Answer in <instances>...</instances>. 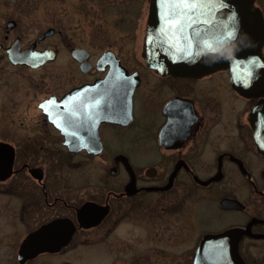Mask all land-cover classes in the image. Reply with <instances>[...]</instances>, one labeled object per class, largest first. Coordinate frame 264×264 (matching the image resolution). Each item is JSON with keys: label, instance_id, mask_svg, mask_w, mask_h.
<instances>
[{"label": "flooded vegetation", "instance_id": "1", "mask_svg": "<svg viewBox=\"0 0 264 264\" xmlns=\"http://www.w3.org/2000/svg\"><path fill=\"white\" fill-rule=\"evenodd\" d=\"M9 39H0V145L11 159L0 184L8 181L27 234L56 220L71 231L29 260L68 250L95 259L83 247L123 234L124 200L140 195L143 255L125 264H264V151L252 122L264 125L252 118L256 107L264 114V95L244 96L225 69L174 75L144 59L133 67L113 47L94 54L55 31ZM27 49L46 59L9 58ZM132 141L143 173L125 147ZM82 166L95 172H68Z\"/></svg>", "mask_w": 264, "mask_h": 264}, {"label": "rangeland", "instance_id": "2", "mask_svg": "<svg viewBox=\"0 0 264 264\" xmlns=\"http://www.w3.org/2000/svg\"><path fill=\"white\" fill-rule=\"evenodd\" d=\"M257 3L264 11V0ZM148 6L149 0H0V39L4 34L11 39L20 33L25 36V41H29L52 27L55 33L67 36L71 45H83L94 54L113 47L124 61L140 68ZM11 19L15 23L9 27L7 21ZM131 144L125 147L136 161V172L143 173V155L140 148H136L140 145L133 141ZM107 168L101 167L99 172L107 174ZM81 171L95 172L85 166L79 171L68 172L78 174ZM7 183L4 180L0 184L4 189L0 192V264H125L131 257L143 255V196L139 195L124 200L128 210L119 225L122 229L119 233L123 234L112 239L111 233H106L96 240L95 243L99 244L83 247L86 255L93 257L96 254L95 259L79 260L71 256L72 250H68L58 257L42 254L20 263L18 247L30 226L20 220L16 212V197L6 191Z\"/></svg>", "mask_w": 264, "mask_h": 264}, {"label": "water", "instance_id": "3", "mask_svg": "<svg viewBox=\"0 0 264 264\" xmlns=\"http://www.w3.org/2000/svg\"><path fill=\"white\" fill-rule=\"evenodd\" d=\"M255 2L256 0H214L211 12L208 8L197 9L193 13L195 22L192 27L185 26L180 30L170 27L168 21L172 18L169 14H179L181 7L173 5L169 8L163 0H150L143 47L144 60L156 71L174 75L197 76L215 69H225L228 71L230 85L238 92L244 96H263L264 15ZM14 23L12 19L7 21L9 27H12ZM233 30L244 37L240 50L230 59H222L212 64L205 63L201 56L202 46L218 40ZM52 31L53 28L50 27L43 33ZM189 42L190 47H188ZM182 48L187 50L181 51ZM75 51L82 50L74 49L73 53ZM9 58L12 61L20 60L37 64L43 62L46 55L44 51L27 49L21 53H14V56L10 52ZM131 89L129 88V95ZM253 117H264L261 108H254ZM252 122L255 141L258 143V148L264 151V125L261 122L256 124L253 120ZM2 149L7 153V156L0 161L2 174L5 175L10 166L11 151L4 145H0V151ZM70 233V229H63L60 220L43 225L39 230L28 234L22 241L18 250L19 262H24L40 251L58 249L67 242ZM215 238L218 236H212L206 241L215 240Z\"/></svg>", "mask_w": 264, "mask_h": 264}, {"label": "snow or ice", "instance_id": "4", "mask_svg": "<svg viewBox=\"0 0 264 264\" xmlns=\"http://www.w3.org/2000/svg\"><path fill=\"white\" fill-rule=\"evenodd\" d=\"M163 2L166 3L169 8H171L173 5L181 7L179 14H169L172 18L169 19L168 23L170 27H176L177 29L182 30L185 26L192 27L193 23L195 22L193 13L196 12L197 9L208 8L209 12H211L214 0H163ZM233 31H229L228 35H232ZM190 46L191 44L189 42L188 47ZM186 50V48L181 49V51ZM51 103L55 104L56 101L53 99Z\"/></svg>", "mask_w": 264, "mask_h": 264}, {"label": "clouds", "instance_id": "5", "mask_svg": "<svg viewBox=\"0 0 264 264\" xmlns=\"http://www.w3.org/2000/svg\"><path fill=\"white\" fill-rule=\"evenodd\" d=\"M244 37L234 30L232 35H224L218 40L202 46L201 56L208 64L216 63L222 59H230L240 50Z\"/></svg>", "mask_w": 264, "mask_h": 264}]
</instances>
